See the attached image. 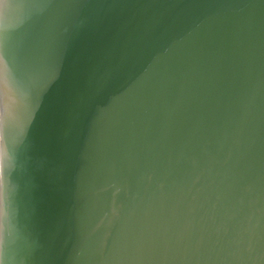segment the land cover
<instances>
[{
    "label": "water",
    "instance_id": "95a60500",
    "mask_svg": "<svg viewBox=\"0 0 264 264\" xmlns=\"http://www.w3.org/2000/svg\"><path fill=\"white\" fill-rule=\"evenodd\" d=\"M0 264H264V0H0Z\"/></svg>",
    "mask_w": 264,
    "mask_h": 264
}]
</instances>
